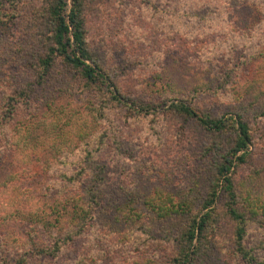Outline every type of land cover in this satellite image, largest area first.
I'll use <instances>...</instances> for the list:
<instances>
[{"label":"rangeland","instance_id":"obj_1","mask_svg":"<svg viewBox=\"0 0 264 264\" xmlns=\"http://www.w3.org/2000/svg\"><path fill=\"white\" fill-rule=\"evenodd\" d=\"M22 1L29 7L43 0ZM85 2L88 45L94 58L120 84L131 92L138 91L137 97L147 100L160 96L161 101L157 89L169 84L184 88L181 99L211 115L233 114L234 110L243 113L252 139L245 161L236 163L230 176L240 193L243 189L239 186L245 182L264 199V11L246 16L244 12L238 14L240 6L215 8L214 0H173L170 11L166 0ZM244 2L247 7L262 5L264 9V0ZM212 8L218 12H211ZM191 10L209 12L199 17ZM20 36L0 32V114L10 111L8 115L12 116L0 133L11 140L20 122H33L18 136L23 164L35 170L45 167L29 183L36 188H30L32 193L39 196L40 187L52 195L66 193L70 174L74 186H80L87 180L85 166L89 163V187L100 185L97 209L104 212V222L99 214L98 224L87 234L91 245L114 246V262L133 258L149 264L170 263L174 240L165 233L166 223L147 212L137 220L120 213L129 207L126 201L133 196L140 200L162 192L177 198L186 194L203 198L209 177L197 174V164L214 137L193 123L164 114L177 97L141 118L127 120L117 109L104 120L98 118L96 122L92 118V136L70 145L68 123L73 115L83 121L90 108V90L60 63L55 82H46L43 88L29 85L28 70L20 62ZM200 87L206 90L198 94L193 91ZM26 91L33 99L24 95ZM46 97L47 105L43 103ZM220 140L225 147L229 138L223 135ZM15 160L9 148L0 152L4 171L12 170ZM263 199L260 202L264 204ZM222 202L221 196L216 202L219 210ZM141 209L137 205L136 210ZM223 231L228 234L230 229L224 227ZM247 236L249 246L264 258L262 214L250 222ZM216 240L223 246L219 264H243L229 253V242L223 237ZM89 242L85 239V250ZM76 256L74 249H65L55 264H69Z\"/></svg>","mask_w":264,"mask_h":264},{"label":"trees","instance_id":"obj_2","mask_svg":"<svg viewBox=\"0 0 264 264\" xmlns=\"http://www.w3.org/2000/svg\"><path fill=\"white\" fill-rule=\"evenodd\" d=\"M85 1L43 0L39 5L27 7L22 0H0V32L6 35L21 33L22 41L18 45L20 62L28 70L29 85L43 88L46 82H55L56 66L60 63L90 90V108L83 121L73 115L68 123L70 145L91 137L93 120H104L108 113H114V109L119 110V114L127 120L141 118L152 114L151 109L165 106L171 98L179 97L168 104L164 114L193 123L214 137L206 151L199 155L197 164V174L209 177L204 197L198 200L186 194L177 198V195L162 192L140 200L133 196L126 201L129 207L120 214L137 220L147 212L166 223L165 233L174 240L173 257L167 264H219L223 246L217 243L216 238L222 237L229 242V253L239 257L243 264H264V258L254 252L247 240L250 222L256 221L260 214L264 216V204L260 202L263 198L245 182L239 186L243 189L240 193L230 176L236 163L245 161L252 139L243 113L234 110L233 114L211 115L193 102L182 100L180 95L185 96L184 88L169 84L157 89L161 93V101L160 96H149L147 100L137 97L138 91L131 92L120 84L94 58L88 45ZM172 1L166 0L168 11L173 9ZM214 1L213 6L221 7L220 10L224 5L227 10L240 6L238 14L244 12L246 16L252 12L261 15L264 11L262 5L247 7L244 0ZM213 11L216 10L212 8ZM191 12L206 17L209 11ZM200 90L206 89L200 87L193 91L198 94ZM29 91L32 92L31 89ZM24 95L33 99L28 91ZM48 102L46 97L43 103L47 105ZM35 107L38 109V104ZM8 114H0V131L12 119ZM31 123L27 120L20 122L13 131L16 136L11 135V140L0 133V152L9 148L16 159L10 171H4L0 161V264H55L65 249H74L77 253L69 264H149L133 258L114 262V246H94L88 241L87 234L93 225L98 224L99 214L101 218L104 216V212L97 209L101 200L100 185L89 187V163L85 166L87 180L82 181L80 186H74L76 182L70 174L66 183L70 185L68 192L52 195L42 192L40 187L37 188L41 192L39 196L32 193L30 188H36L29 183L45 167L39 166L35 170L23 164L22 158L19 159L24 153L18 136L28 131ZM223 135L229 138L225 147L220 140ZM99 143V140L95 141L98 147ZM78 189L80 192H77ZM221 196L220 211L216 202ZM137 205L140 209L142 207L140 212L136 210ZM101 222H104L103 218ZM224 227H229L228 234L224 233ZM84 238L89 242L87 250V246L82 247L85 245Z\"/></svg>","mask_w":264,"mask_h":264}]
</instances>
